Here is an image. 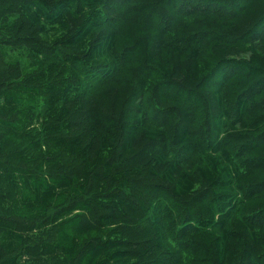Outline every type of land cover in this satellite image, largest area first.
I'll return each mask as SVG.
<instances>
[{
	"label": "trees",
	"instance_id": "trees-1",
	"mask_svg": "<svg viewBox=\"0 0 264 264\" xmlns=\"http://www.w3.org/2000/svg\"><path fill=\"white\" fill-rule=\"evenodd\" d=\"M0 264H264V0H0Z\"/></svg>",
	"mask_w": 264,
	"mask_h": 264
},
{
	"label": "rangeland",
	"instance_id": "rangeland-1",
	"mask_svg": "<svg viewBox=\"0 0 264 264\" xmlns=\"http://www.w3.org/2000/svg\"><path fill=\"white\" fill-rule=\"evenodd\" d=\"M7 57L9 59H11L12 61H19L20 64H22L23 66L26 65V62L24 59H22L19 55H12L11 53H7Z\"/></svg>",
	"mask_w": 264,
	"mask_h": 264
}]
</instances>
